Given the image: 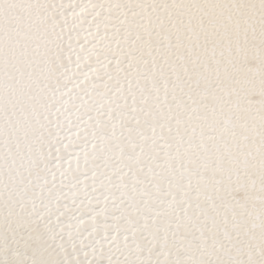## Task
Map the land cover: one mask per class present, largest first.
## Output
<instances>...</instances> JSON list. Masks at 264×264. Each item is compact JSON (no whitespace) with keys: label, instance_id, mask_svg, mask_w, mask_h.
Segmentation results:
<instances>
[{"label":"snow or ice","instance_id":"6c2138e0","mask_svg":"<svg viewBox=\"0 0 264 264\" xmlns=\"http://www.w3.org/2000/svg\"><path fill=\"white\" fill-rule=\"evenodd\" d=\"M0 264H264V0H0Z\"/></svg>","mask_w":264,"mask_h":264}]
</instances>
